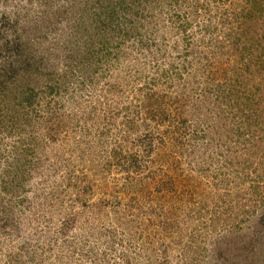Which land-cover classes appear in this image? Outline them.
<instances>
[{
    "label": "rangeland",
    "instance_id": "1",
    "mask_svg": "<svg viewBox=\"0 0 264 264\" xmlns=\"http://www.w3.org/2000/svg\"><path fill=\"white\" fill-rule=\"evenodd\" d=\"M0 264H264V0H0Z\"/></svg>",
    "mask_w": 264,
    "mask_h": 264
}]
</instances>
